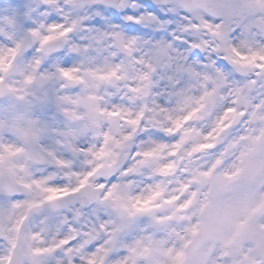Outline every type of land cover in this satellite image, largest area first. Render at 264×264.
<instances>
[{
  "label": "clouds",
  "instance_id": "1",
  "mask_svg": "<svg viewBox=\"0 0 264 264\" xmlns=\"http://www.w3.org/2000/svg\"><path fill=\"white\" fill-rule=\"evenodd\" d=\"M0 264H264V0H0Z\"/></svg>",
  "mask_w": 264,
  "mask_h": 264
}]
</instances>
